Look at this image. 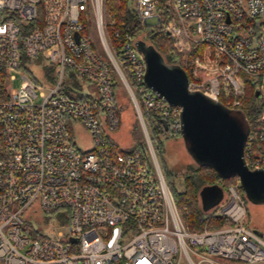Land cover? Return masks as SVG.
Listing matches in <instances>:
<instances>
[{
    "label": "built area",
    "instance_id": "obj_1",
    "mask_svg": "<svg viewBox=\"0 0 264 264\" xmlns=\"http://www.w3.org/2000/svg\"><path fill=\"white\" fill-rule=\"evenodd\" d=\"M105 4L0 0V264H264V237L246 224L239 181L209 211L227 226L190 231L185 225L144 119L147 112L164 138L178 139L181 108L147 86L138 39L125 33L115 51ZM158 4L133 0L141 25L161 22ZM170 5L167 32L179 52L196 53L186 57L189 88L240 110L249 81L264 100V0ZM92 21L101 51L88 33ZM31 62L44 67V83ZM66 76L93 86L74 96L64 87ZM17 78L21 84L13 88ZM118 82L144 147L127 150L113 138L122 118ZM77 124L91 136L87 150L75 142ZM244 158L250 170L264 172V111L249 125ZM30 215L56 217L68 232L52 238L31 230Z\"/></svg>",
    "mask_w": 264,
    "mask_h": 264
},
{
    "label": "water",
    "instance_id": "obj_2",
    "mask_svg": "<svg viewBox=\"0 0 264 264\" xmlns=\"http://www.w3.org/2000/svg\"><path fill=\"white\" fill-rule=\"evenodd\" d=\"M137 47L144 56L147 86L169 105L181 108V136L189 142L188 152L195 163L214 169L223 179L237 177L249 198L263 201L264 172L250 170L244 158L249 127L243 132L231 115L233 109L200 91L191 90L183 67L166 62L157 50L140 40ZM161 123L167 131L166 122ZM135 147L136 143L126 149ZM221 193L219 187L208 186L203 196L214 201Z\"/></svg>",
    "mask_w": 264,
    "mask_h": 264
},
{
    "label": "trees",
    "instance_id": "obj_3",
    "mask_svg": "<svg viewBox=\"0 0 264 264\" xmlns=\"http://www.w3.org/2000/svg\"><path fill=\"white\" fill-rule=\"evenodd\" d=\"M106 10L107 31L115 51L119 50L118 42L122 41L123 35L125 33H130L132 37L157 50L166 62L178 64L183 67L189 79L193 80L191 69L187 65L186 60V57L190 56V54L179 52L175 45V40L167 32L168 25L174 19L170 0H159L158 11L161 22L145 26L141 25L138 19V15L133 6V0H106ZM116 32L119 33V36H116ZM194 54L195 53H192L191 55L194 56ZM124 73L131 82L125 69ZM116 87L120 90L122 95L123 92H126L121 82H118ZM221 101L225 103L224 99H221ZM262 111H264L263 97L261 93L256 91V87L253 83L248 81L245 97L243 99V107L239 110V113L243 116L248 125H250V123L256 122ZM144 119L165 181L187 228L190 231H200L205 229V227L211 230L221 227L225 222L223 217L212 216L209 212L208 217H206L201 210L200 190L204 186H217L226 195L228 186L238 182L239 179L237 177L223 179L214 169L196 163L197 167L189 168V173L184 180V188L179 191L173 182H171L172 173L167 171L161 163L163 161V144L160 140V136H163V134L154 127V121L150 114L144 112ZM240 191L242 195H245V191L241 185ZM25 230L30 232L27 228ZM33 235L36 237L39 236V234L34 233Z\"/></svg>",
    "mask_w": 264,
    "mask_h": 264
},
{
    "label": "rangeland",
    "instance_id": "obj_4",
    "mask_svg": "<svg viewBox=\"0 0 264 264\" xmlns=\"http://www.w3.org/2000/svg\"><path fill=\"white\" fill-rule=\"evenodd\" d=\"M106 20L107 19L105 18V21ZM88 33L91 35L99 50L101 51L102 49L98 43L95 23L93 21L89 24ZM191 54L189 56L190 58L192 57ZM195 55L196 53L194 54V56ZM28 67L33 75L41 83L45 82V69L42 65L37 64V62H31ZM12 74H15L16 77L18 76L16 71H14ZM20 84L21 80L17 78L12 82V87L18 88ZM90 86L93 85H91L87 81L78 84V81L76 79H73L72 77L66 76L64 78V87H67V90H74V96H77V93L87 95L90 91ZM94 94L97 95L96 90H94ZM122 96L123 97H120V110L122 114L121 126L119 130L114 134L113 138L115 142H117L124 148H132L134 147L135 143L139 144L140 147H144L145 139L135 109L128 99L127 93L123 92ZM231 115L238 121L242 131L246 132L249 126L243 116L239 113V111L234 110ZM74 134L75 142L81 149L87 150L91 148V136L81 125L77 124L75 126ZM160 140L163 144V161L161 163L164 165V168L167 171H170L172 173L171 182H173L176 188L181 191L184 188V180L186 178V175L189 173V168L197 167V164L194 162L188 152V146L190 144L189 142H186L182 136L178 139H167L163 136H160ZM205 190H208V186H204L200 190V208L206 215L209 211L217 207L223 201L224 192L222 191V193L216 200L210 201L208 199H205L203 196ZM243 196L246 199L247 208V216L245 220L246 224L264 237V200L255 201L249 198L246 194ZM26 221L31 224V230L39 231L44 235L52 238L60 232L64 234H67L68 232V228L65 226H60L58 219L53 216L43 217L42 220H39V217H33L30 215L28 218H26ZM224 226H227V223L224 222L221 227ZM225 262L228 264H236L235 261L226 260Z\"/></svg>",
    "mask_w": 264,
    "mask_h": 264
},
{
    "label": "flooded vegetation",
    "instance_id": "obj_5",
    "mask_svg": "<svg viewBox=\"0 0 264 264\" xmlns=\"http://www.w3.org/2000/svg\"><path fill=\"white\" fill-rule=\"evenodd\" d=\"M190 155V154H189ZM191 156V155H190ZM192 158V157H191ZM195 162V161H194Z\"/></svg>",
    "mask_w": 264,
    "mask_h": 264
},
{
    "label": "bare ground",
    "instance_id": "obj_6",
    "mask_svg": "<svg viewBox=\"0 0 264 264\" xmlns=\"http://www.w3.org/2000/svg\"><path fill=\"white\" fill-rule=\"evenodd\" d=\"M154 147V146H153ZM225 195V194H224Z\"/></svg>",
    "mask_w": 264,
    "mask_h": 264
}]
</instances>
